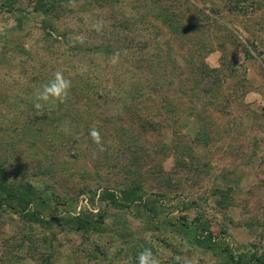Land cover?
Returning <instances> with one entry per match:
<instances>
[{
  "label": "rangeland",
  "instance_id": "1",
  "mask_svg": "<svg viewBox=\"0 0 264 264\" xmlns=\"http://www.w3.org/2000/svg\"><path fill=\"white\" fill-rule=\"evenodd\" d=\"M2 4L0 164L41 190L35 206L52 224L0 209V264H38L49 250L53 264H138L146 248L160 264H234L170 224L200 213L235 257L264 251V0H73L49 26L36 0ZM58 70L68 99L37 109ZM133 95L153 128L127 116ZM203 128L207 144L194 138ZM174 138L191 146L181 162ZM131 186L142 198L128 208L100 197ZM83 211L97 220L86 232L72 227Z\"/></svg>",
  "mask_w": 264,
  "mask_h": 264
},
{
  "label": "trees",
  "instance_id": "2",
  "mask_svg": "<svg viewBox=\"0 0 264 264\" xmlns=\"http://www.w3.org/2000/svg\"><path fill=\"white\" fill-rule=\"evenodd\" d=\"M20 0H3L2 7H5L8 11L18 10V2ZM73 0H36V5L34 6V11L40 12L45 15L44 24L49 26L50 21L60 15L61 10L66 6L67 2ZM107 1V0H104ZM162 19L163 22L173 31L179 32L182 24H177V20H175L172 16V13L166 10H162ZM194 64V63H193ZM195 65V64H194ZM184 91L191 92V95L194 94V88ZM192 95V96H193ZM138 98L133 95L131 98L130 106L127 108V116L131 119H142L144 121L143 126L148 130V128L154 127L153 120H149L148 118H143V115L140 113L142 107L145 104L144 100H141L140 103H137ZM141 104L140 108L138 106ZM169 109L168 111H170ZM126 114V112H125ZM120 117V116H119ZM118 118H115L117 121ZM115 128L117 126L115 125ZM123 128V127H122ZM106 129V128H105ZM104 129V130H105ZM124 130V128L122 129ZM178 135V133H177ZM176 137V136H175ZM195 141L197 143H205L207 144L210 140L205 129H200L194 135ZM132 140L134 142H132ZM131 140V150L134 153H139V149H145L144 147H138L135 139ZM137 141V140H136ZM179 139H173L171 147H173L174 151L178 154V161H180L181 157L185 154L184 151H190L191 146L188 144L187 146L183 145ZM72 145V144H71ZM117 147L121 150H125L124 144H121L119 141L117 142ZM128 147V145H127ZM184 148V151L180 149ZM163 149V148H161ZM133 156V155H132ZM178 162V163H179ZM128 166L132 167L133 157L127 158ZM132 165V166H131ZM134 172V170H131ZM231 190V188L229 189ZM229 191L221 190L219 192L220 195V203H223L225 206L229 204ZM101 199H109L110 204L118 209L128 208L130 203L134 200L141 199V195L136 192L135 187L131 186L130 191L121 190V191H112L109 188L105 189L101 194ZM36 199H39V205L45 203L46 199L42 198L41 190L38 189L30 180H25L23 182L14 180V178H10L8 173L5 171V168L0 164V209L3 210H11L15 214L20 215L23 219L32 221L41 226H49L52 222L46 219L41 212L38 210V206H35ZM155 206H151L149 211L152 214H157L158 210L154 209ZM72 227H77L81 229L83 232H86L91 229V226H96L97 220L93 219L91 215H86V212L83 211L79 216L72 218ZM178 227V229L185 231L186 234L191 238L192 244L198 246L199 248L207 251H213L214 253H222L223 257L228 259L229 263L234 264H264V251L261 253H241L237 257H235V252L229 245L224 244L217 236L214 235L212 231L211 222L204 217L202 213L196 215L192 221H188L186 216L179 218L176 222L170 221V224ZM225 255V256H224ZM54 258V252L49 250L47 254H42V257L39 259L38 264H53L52 259Z\"/></svg>",
  "mask_w": 264,
  "mask_h": 264
},
{
  "label": "clouds",
  "instance_id": "3",
  "mask_svg": "<svg viewBox=\"0 0 264 264\" xmlns=\"http://www.w3.org/2000/svg\"><path fill=\"white\" fill-rule=\"evenodd\" d=\"M99 27V26H95ZM80 43H83V37H77ZM72 87L71 79L65 77L62 71H56L51 81L45 84L42 90L38 93L35 104L37 109L41 108L40 101L64 103L69 95ZM94 143L102 146V137L100 132L96 128H92L89 132ZM138 264H160L157 256H155L150 248H146L138 254Z\"/></svg>",
  "mask_w": 264,
  "mask_h": 264
}]
</instances>
